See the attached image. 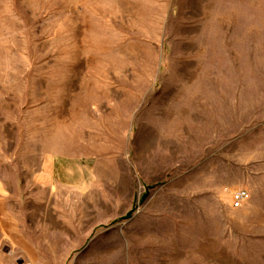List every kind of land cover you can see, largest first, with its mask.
Listing matches in <instances>:
<instances>
[{
    "label": "rangeland",
    "instance_id": "1",
    "mask_svg": "<svg viewBox=\"0 0 264 264\" xmlns=\"http://www.w3.org/2000/svg\"><path fill=\"white\" fill-rule=\"evenodd\" d=\"M0 264H264V0H0Z\"/></svg>",
    "mask_w": 264,
    "mask_h": 264
},
{
    "label": "built area",
    "instance_id": "2",
    "mask_svg": "<svg viewBox=\"0 0 264 264\" xmlns=\"http://www.w3.org/2000/svg\"><path fill=\"white\" fill-rule=\"evenodd\" d=\"M248 199V195L243 191H238L233 195V200L231 201L234 208H240L243 202Z\"/></svg>",
    "mask_w": 264,
    "mask_h": 264
},
{
    "label": "crops",
    "instance_id": "3",
    "mask_svg": "<svg viewBox=\"0 0 264 264\" xmlns=\"http://www.w3.org/2000/svg\"><path fill=\"white\" fill-rule=\"evenodd\" d=\"M177 149H178V147H177ZM176 150V149H175ZM82 169H83V167H82ZM82 169H77L78 171H77V173L79 174V175H81L80 177H77L78 179H81V180H84L83 179V176H82V172H83V170Z\"/></svg>",
    "mask_w": 264,
    "mask_h": 264
}]
</instances>
